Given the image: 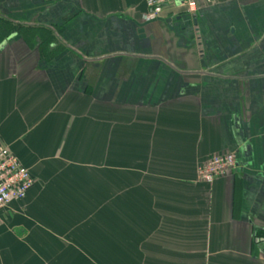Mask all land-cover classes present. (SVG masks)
Returning a JSON list of instances; mask_svg holds the SVG:
<instances>
[{"label": "crops", "instance_id": "1", "mask_svg": "<svg viewBox=\"0 0 264 264\" xmlns=\"http://www.w3.org/2000/svg\"><path fill=\"white\" fill-rule=\"evenodd\" d=\"M196 5L0 0V264H264V0Z\"/></svg>", "mask_w": 264, "mask_h": 264}, {"label": "built area", "instance_id": "2", "mask_svg": "<svg viewBox=\"0 0 264 264\" xmlns=\"http://www.w3.org/2000/svg\"><path fill=\"white\" fill-rule=\"evenodd\" d=\"M144 3L147 9L146 21L157 19L163 7L170 4H179L189 14H195L197 10L196 0H144ZM235 165L234 153L213 156L198 167L197 179L211 184L224 177ZM33 185L34 179L29 170L7 146L0 144V210L23 200Z\"/></svg>", "mask_w": 264, "mask_h": 264}]
</instances>
